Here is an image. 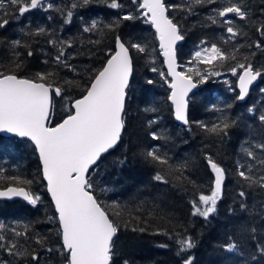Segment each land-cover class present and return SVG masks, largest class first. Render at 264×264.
I'll use <instances>...</instances> for the list:
<instances>
[{"label":"trees","instance_id":"obj_1","mask_svg":"<svg viewBox=\"0 0 264 264\" xmlns=\"http://www.w3.org/2000/svg\"><path fill=\"white\" fill-rule=\"evenodd\" d=\"M56 8L70 3V0H50ZM124 5L122 9H110L103 0H93L87 6L78 8L74 12L71 24L65 25L60 12L55 8L51 10L35 9L26 13L17 20H11L9 25L0 30V70L14 71L18 76L33 78L37 72H55L53 77L55 84L64 86L66 95L72 99L82 94V87L96 70H99L106 60V52L113 49L115 37L119 35L125 42L137 40L147 42L149 55L137 53L132 50L133 72L130 78V87L127 90L125 102L126 130L121 143L109 153L105 154L99 162V170L93 171L92 180L96 187L95 194L98 199L108 205L113 202L128 209L122 216H116L115 210H109L110 218L120 225L119 231L114 237L113 264H123L125 260L129 264H182V258L176 255L177 246L168 235L155 234L157 230L169 233L179 232L183 236L190 237L194 247L183 253L182 257L192 256L193 264H264V256L255 253V242L251 239V229L256 227L261 237H264V219L253 214V206L260 207L264 204V189L258 186L248 192V210H241L240 199L237 195L235 161L242 158L240 145L251 140L259 142L264 139V125H261L259 116L264 112V95L260 89L264 88V77L250 89L246 99L242 102L236 100L235 76L228 70L230 65L217 68L222 74L211 76L207 82L200 84L195 92L188 98L189 126H182L174 122L170 103L167 100V84L161 79L159 73L162 67L159 51L156 46V38L149 24L143 18L134 21H122L119 28L109 31L101 26L100 31L83 33L82 22L90 23L92 20L110 23L125 13L134 12L135 5L131 0H119ZM167 5H178L184 0H163ZM231 0H216L213 5H205L196 8V15L186 17V13L179 9L168 10L170 18L177 22L185 36V39L177 45V61L181 71L185 70L183 64L191 59L196 45L201 39L218 43L219 46L229 48L220 38L227 33L220 25L201 27L205 17L212 7H220L230 3ZM246 5L252 18L258 22H264V0H236ZM52 19L49 20L48 17ZM9 18L10 17H5ZM83 18V20L81 19ZM235 25L248 33L250 40L237 37L235 42L250 43L261 40L247 21H240L233 14H229ZM45 27L55 31L63 39L71 38L73 46L66 48V53L72 57L68 63L76 68L72 73L62 66L52 62L56 55V49L46 43L48 35L32 37L26 34L28 30L36 27ZM24 29L25 31H21ZM50 34V33H49ZM21 40L22 46L17 49L21 54L18 58L22 66L15 67V59L4 40ZM100 41L98 44L90 41ZM29 48L34 53L27 55ZM245 52L255 51V57L249 56L255 69L264 71V51L254 47L244 49ZM49 63L45 64L44 61ZM157 69L156 72L152 68ZM206 67L201 64V70ZM165 73V72H164ZM73 80L80 87L66 85L65 81ZM152 80L153 84L147 81ZM227 81L228 83H225ZM234 89V90H233ZM228 105H232L228 107ZM215 106L216 111L210 109ZM155 108L156 111H145V108ZM254 111L249 112L248 109ZM53 119L58 121L68 112L65 100L54 97ZM228 117L235 124L230 128L229 135L223 140L203 131L195 123L201 121L209 126L218 123L219 119ZM158 118V123L149 127L148 121ZM150 131H163L169 138L167 140L153 141L148 136ZM159 145L161 154H166L172 165L188 162L186 175L190 182L185 188H174L172 184H163L153 180L161 166L146 161L141 152H146L152 146ZM259 151V150H257ZM205 153H210L214 160L227 170V179L224 184L223 199L217 204V211L210 215L208 220L200 216L192 215L191 201H198L199 194H210V186L213 175L205 160ZM126 158V163L121 166L117 161ZM39 163L31 143L25 138L0 135V170L4 175H20L33 180L30 190L41 197L40 202L33 207L22 199L0 200V222L11 224L15 221L31 222L33 231L29 233L34 237L39 233L46 238V247L54 249L49 253L34 243L33 239L25 241L20 238V243L29 249H35L40 257V264H64V257L57 249L60 240L56 235L58 223L49 221L54 215L52 204L45 192L44 182L38 172ZM166 172L167 169H164ZM194 182V183H192ZM8 185L5 181L4 186ZM111 189L101 193L100 188ZM159 208L149 211L152 205ZM141 208L137 212L135 209ZM230 209L232 211L230 212ZM139 216L140 221L132 219ZM143 221H146L143 222ZM125 222L127 226H125ZM146 228L147 231H133V227ZM22 230V229H21ZM6 236L11 234L4 231ZM231 238V239H230ZM235 241L241 254H232L224 251V245ZM167 244V248L160 247ZM257 255V260L252 261L251 256ZM0 262L7 264H34L28 258L17 259L14 255L0 250Z\"/></svg>","mask_w":264,"mask_h":264},{"label":"snow or ice","instance_id":"obj_2","mask_svg":"<svg viewBox=\"0 0 264 264\" xmlns=\"http://www.w3.org/2000/svg\"><path fill=\"white\" fill-rule=\"evenodd\" d=\"M93 0H70L69 4L56 8L50 0H0V30L5 29L11 20L19 21L26 13L43 9L45 11L54 9L60 12L63 23L69 25L72 22L76 9L92 3ZM110 9H122L123 4L119 0H103ZM135 5V11L125 13L110 23L92 20L90 23L82 22L83 33L100 31L101 26L109 31L119 28L122 21H134L143 18L146 24H150L155 30V37L159 41L160 55L164 57L167 66V73L160 72L159 75L167 84L170 94L167 99L170 101L174 118L182 125L189 126L188 106L189 93L198 87L199 84L207 82L211 76H220L222 73L216 69L230 65L228 70L233 76L238 77L236 87L239 89L238 101H243L250 92V86L259 78L264 77V71L255 69L249 56L255 57L256 52H245L244 49L254 47L264 51V43L261 40L250 43L235 42L237 37H244L250 40L248 33L235 25L229 14H233L240 21H247L261 38H264V22H258L252 18L249 8L242 2L231 0L230 3L212 7L205 17L201 27L209 25H220L227 33L226 37L220 39L231 45L224 48L216 42H209L201 39L196 45V50L189 60V67L178 71L182 67L177 63V42L183 41L185 36L180 25L170 18L168 10L179 9L187 16L196 15V8L205 5H213L216 0H184L178 5H165L163 0H131ZM264 12V9H262ZM5 17H10L5 18ZM52 19L51 16L48 17ZM83 20V18H81ZM21 31H25L21 29ZM50 33V34H49ZM27 35L45 36L49 38L46 43L56 49V55L52 62L62 66L68 71L75 73V66L68 63L70 57L65 49L71 48V38L63 39L53 30L50 32L45 27H36L28 30ZM11 50L15 59V67L19 69L22 64L18 58L17 51L22 46L21 40L3 41ZM100 41H90L98 44ZM132 50L137 53L149 55L147 42H140L130 39L125 42L119 35L115 37V48H109L106 52V63L99 70L89 76L82 87V94L77 99L66 95L64 86L55 84L53 77L55 72H37L33 78L18 76L16 72H5L0 70V133L14 134L20 138H27L34 145V152L38 154L39 169L43 180L47 184V192L51 196L54 205V215L49 221L58 223L56 235L60 240V247L57 249L64 257V264H113V243L114 237L119 231L120 225L110 218L109 210H115L116 216H122L128 211L125 207L113 202L111 205L101 202L95 194L96 187L91 176L93 171L99 170V162L103 156L114 150L122 141L126 130V109L125 102L127 90L130 87V78L133 72ZM34 53L29 48L27 55L31 57ZM45 64L49 61L46 59ZM202 64L206 67L203 71L195 67ZM156 72L155 67L152 68ZM169 77L171 79H169ZM153 84L152 80L147 81ZM225 83H228L225 81ZM66 85L80 87L73 80L65 81ZM234 90V89H233ZM264 95V88L260 89ZM59 97L66 101L68 112L61 122L52 125L53 99ZM232 105H228L231 107ZM211 111L217 109L213 106ZM145 111L155 112V108H145ZM254 111L253 108L248 109ZM261 125H264V112L259 116ZM158 123V118L148 121L149 127ZM198 127L210 135L221 140L229 135V129L235 124L228 117L219 119L218 123L208 124L196 121ZM148 136L153 141L167 140L169 137L163 131H150ZM259 150V151H257ZM242 158L235 161L237 193L240 199L241 210H248V190L255 187L264 189V139L259 142L245 141L240 145ZM140 155L149 163L161 166L153 176V180L163 184H172L174 188H184L190 177L186 175L189 167L187 161L172 165L166 154H161L159 145L152 146ZM205 160L213 174L210 186V194H199L198 201H191L192 215L203 217L208 220L210 215L217 211V204L223 199L224 184L227 179V170L213 159L210 153H205ZM121 166L126 163V158L117 161ZM164 169H167L165 172ZM8 186H4V182ZM33 180L20 175H4L0 170V197L11 199L21 197L29 205L35 207L41 197L34 194L30 186ZM194 183V182H192ZM107 187L100 188L101 193L110 191ZM159 208L153 204L152 211ZM141 211L140 207L135 209ZM232 209H230V212ZM253 214L264 219V204L260 207L253 206ZM140 221L139 216L132 217ZM146 223V221H143ZM125 226L127 223L125 222ZM22 229V230H21ZM11 234L6 236L4 231ZM133 231L145 232L146 228L133 227ZM33 231L31 222L21 223L15 221L11 224L0 222V250L14 255L17 259L28 258L34 264H40L41 257L35 249H29L20 243V238L25 241L33 239L34 243L41 249L51 253L54 249L46 247V238L37 233L30 237ZM155 234L168 235L177 246L176 255L182 258V264H193V257L183 258L182 254L188 252L195 245L190 237L183 236L179 232L169 233L157 230ZM231 239V238H230ZM251 239L255 242V253L264 256V237H261L256 227L251 229ZM160 247L167 248V244ZM224 251L232 254H241L240 248L235 241L224 245ZM252 261L257 260V255L251 256ZM7 264V262H0ZM123 264H129L125 260Z\"/></svg>","mask_w":264,"mask_h":264},{"label":"water","instance_id":"obj_3","mask_svg":"<svg viewBox=\"0 0 264 264\" xmlns=\"http://www.w3.org/2000/svg\"><path fill=\"white\" fill-rule=\"evenodd\" d=\"M150 27H151V25H150ZM151 29L154 31V33H155V30L151 27ZM156 41H157V48H158V50H159V55H160V49H159V41H158V39H156ZM181 41H179V42H177V44H179ZM115 48V41H114V46H113V49ZM160 57H161V60H162V65H163V68H164V70H165V73H167V66L165 65V63H164V57L162 56V55H160ZM107 59V58H106ZM104 63H106V60L104 61ZM104 63L102 64V66H101V68L103 67V65H104ZM178 70V69H177ZM179 71V70H178ZM169 79H171L170 77H169ZM237 81H238V77H236V79H235V88H236V90H237V96L239 95V89H238V87H236V84H237ZM257 82V81H256ZM256 82H254L253 83V85H255L256 84ZM253 85H251L250 86V88L253 86ZM168 87V86H167ZM196 89V88H195ZM195 89H193L190 93H189V96L195 91ZM170 94V90L168 91V95ZM168 95H167V97H168ZM188 96V97H189ZM80 97V96H79ZM79 97H77V98H79ZM247 97V96H246ZM77 98H74V99H77ZM246 99V98H245ZM244 99V100H245ZM168 100V99H167ZM243 100V101H244ZM238 101V100H237ZM169 103H170V101H168ZM238 102H242V101H238ZM171 111H172V108H171ZM172 115H173V119H174V121L176 122V123H178V124H181V122H178V121H176L175 120V118H174V113H173V111H172ZM66 117V115L63 117V118H65ZM62 118V119H63ZM62 119H60L58 122H56V123H59V122H61L62 121ZM56 123H54V124H52L53 126L56 124ZM0 135H3V136H15L14 134H4V133H0ZM15 137H17V136H15ZM18 138H20V137H18ZM25 139H27V138H25ZM30 142V141H29ZM31 143V142H30ZM32 145V144H31ZM33 146V148H34V145H32ZM36 156H37V160H38V163H39V158H38V154H36ZM39 167H40V165H39ZM210 169V168H209ZM41 175V178H42V180H43V177H42V174H40ZM43 182H44V187H45V191H46V193H47V195H48V198H49V200H50V202H51V204H52V201H51V196H50V194L47 192V184H46V181H44L43 180ZM6 186H8V185H6ZM5 186V187H6ZM0 190H3V188H0ZM13 199H22L21 197H12L11 199H9V198H6V197H0V200H13ZM52 207H53V210H54V212H55V209H54V205L52 204Z\"/></svg>","mask_w":264,"mask_h":264},{"label":"rangeland","instance_id":"obj_4","mask_svg":"<svg viewBox=\"0 0 264 264\" xmlns=\"http://www.w3.org/2000/svg\"><path fill=\"white\" fill-rule=\"evenodd\" d=\"M189 66H190V65H189L188 63H187V64H186V63L183 64V68H184V69L187 68V67H189ZM195 67H197V68H199V69L201 70V68H200V67H201V64H196ZM201 71H203V70H201Z\"/></svg>","mask_w":264,"mask_h":264}]
</instances>
